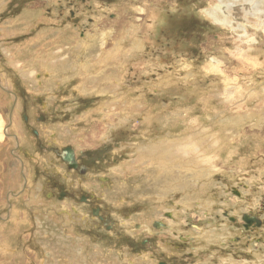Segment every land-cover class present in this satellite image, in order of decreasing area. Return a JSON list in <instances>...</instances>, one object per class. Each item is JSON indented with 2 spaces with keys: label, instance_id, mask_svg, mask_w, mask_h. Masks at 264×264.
Listing matches in <instances>:
<instances>
[{
  "label": "rangeland",
  "instance_id": "1",
  "mask_svg": "<svg viewBox=\"0 0 264 264\" xmlns=\"http://www.w3.org/2000/svg\"><path fill=\"white\" fill-rule=\"evenodd\" d=\"M70 3L0 0V264L172 263L160 239L142 248L131 226L167 212L194 239L188 262L264 264V240L222 245L232 229L215 219L262 213L264 0H96L81 4L80 30L59 20ZM24 114L46 119L31 126L42 147L30 152L37 165L25 163L40 176L27 181L6 135L27 153L37 139ZM68 146L96 172L58 164L74 197L46 200V164ZM87 192L123 234L79 203Z\"/></svg>",
  "mask_w": 264,
  "mask_h": 264
},
{
  "label": "flooded vegetation",
  "instance_id": "2",
  "mask_svg": "<svg viewBox=\"0 0 264 264\" xmlns=\"http://www.w3.org/2000/svg\"><path fill=\"white\" fill-rule=\"evenodd\" d=\"M92 1L96 0H71L70 7H60L59 9V20L64 21L65 17L66 20L64 22L66 23H71L72 26L76 29L80 30V26L82 23H85V21L82 19L81 15L82 12L85 14V10H80V6H86ZM75 2V3H74ZM68 10H70L68 12ZM89 25L92 24V20H89ZM86 28L83 27L82 30V36H84L83 31H85ZM1 59V58H0ZM3 60H0V62L3 64ZM0 72H3L6 74L3 70L4 68H1ZM6 70V69H5ZM2 74V73H1ZM15 90V88H14ZM6 95L12 97V106L9 111V114H11V117L13 116L14 111L16 110L17 107V100L20 99V104L22 99L20 98V94L15 92H11L9 90H5ZM43 102V100H42ZM24 119V125L31 131L32 137L37 139L35 143H31L26 149L27 153L22 150L24 148L25 144L24 142L20 139L19 137L16 136V134L12 133L9 137V134L6 133L7 135V140H11L14 143V147L11 149V154L15 157L17 166L21 167L20 170V177L22 181H27V176L26 174L30 172L33 169V174L36 176V173L40 176L39 170L35 166L34 168L31 169L30 165L28 164L29 168L26 166L27 161L35 163L37 165L38 162H35L36 156L31 154L30 152L32 150H37L38 148H41L42 142L40 141L41 139L39 138V130L36 128V126L31 127L32 125L40 124V123H45L46 119L43 115L37 117L35 116V121L32 122L30 119L29 115L24 114L23 115ZM37 120L39 123H37ZM31 127V128H29ZM19 142V143H18ZM21 148V149H20ZM35 152V151H34ZM33 152V153H34ZM74 151L70 146L65 147L62 149V152L58 154V156H55L54 158L51 159L50 162H47L46 164V175H47V184H48V189L49 191L45 193V199L49 200L50 194L51 198L50 201H57V202H64L66 200H69L70 198H73L74 195L69 193L72 191L71 188H67L62 184L60 181L61 179L65 180L66 176H63L60 172V169L57 168L58 164L65 166L71 174L70 176H73L74 174H80V175H87L91 172L95 173L97 168V164L95 166H92L90 168V161L91 158L88 156L90 154L82 153L79 154L75 151V154H73ZM86 154V155H85ZM33 157V159H32ZM89 158V159H88ZM103 161V159H100ZM26 161V163H25ZM58 161V162H57ZM105 161V160H104ZM22 163V164H21ZM89 163V164H88ZM50 164L49 167L47 165ZM72 164V165H71ZM35 169V172H34ZM22 172V174H21ZM89 172V173H88ZM25 173V174H24ZM61 176V177H59ZM25 186L26 182H24ZM25 188V187H24ZM21 190V189H20ZM227 190V189H226ZM50 192V193H49ZM235 193V191L233 192ZM239 193V192H237ZM78 194V193H77ZM237 196L240 197L239 194H236ZM79 203H82V205L86 208H90V213L92 214V218H95L98 222H101L102 225H104L105 229L108 232H114L116 230L117 235L123 234L122 230L118 231L116 229V221L110 219L109 217H106L107 215L102 212V209L96 204L97 198L93 192H87V194H79L78 196ZM238 206V205H236ZM239 207V206H238ZM261 214L259 215L258 213H246L244 212H235V211H229V209L221 210V213L218 216L215 217L216 220H219L220 218V223L217 225V231L219 229H232L231 232H228V237L226 236L224 239H221V244L222 245H228L231 243V245L238 246L239 249L243 245L244 248L245 246L249 245L250 242H258L261 243L264 240V201L261 204L260 207ZM72 212H74V209H72ZM162 220H155L153 221L149 227H146L142 222H137L134 225H131L134 227V231L136 232V235L140 233V235L143 236V238L139 241L142 248L147 245H149L152 240L156 238L160 239L159 245H157L158 249L160 250L159 252L162 255V258L166 257H174L175 255H166L168 252L167 251H162L160 247L164 250V247L167 246L168 249L172 250L171 254H175L176 252L185 254V258L183 260H179L183 262V264H194V262H188L192 257L194 258V252H195V244H194V239L193 238H188L186 234H174L169 235V232H172L171 225L167 223L164 220L172 221L174 218V215H172L170 212H167L163 214ZM222 222V223H221ZM141 224V225H140ZM216 224V223H215ZM224 226L223 228H221ZM170 226V227H168ZM143 227V228H142ZM240 228V229H239ZM142 229L144 231H142ZM149 230V231H148ZM157 230V231H156ZM151 231V232H150ZM166 231V232H165ZM150 232V234H149ZM149 234V235H148ZM154 235V236H153ZM159 235V236H158ZM187 237H185V236ZM162 236V237H161ZM125 237H128L125 235ZM187 238V239H186ZM157 239V240H158ZM187 241H186V240ZM263 243V242H262ZM179 245V246H178ZM183 248V249H182ZM187 249V250H186ZM166 253V254H165ZM188 258V259H187ZM175 259V258H173ZM171 261V260H170ZM176 259L172 261V263H169L167 261L160 262L159 264H175ZM178 264V263H176Z\"/></svg>",
  "mask_w": 264,
  "mask_h": 264
},
{
  "label": "bare ground",
  "instance_id": "3",
  "mask_svg": "<svg viewBox=\"0 0 264 264\" xmlns=\"http://www.w3.org/2000/svg\"><path fill=\"white\" fill-rule=\"evenodd\" d=\"M70 1V0H69ZM95 22V21H94ZM95 25H96V23H95ZM158 82V81H157ZM97 96H99V95H97ZM102 99H100V101H101ZM100 103V102H99ZM96 105V104H95ZM98 106V105H97ZM3 131V130H2ZM11 131L13 132V130L11 129ZM8 134V133H7ZM12 134V133H11ZM14 134V133H13ZM3 135H5V133H3ZM8 142V141H7ZM19 143V142H18ZM148 148V147H147ZM143 149V148H142ZM73 150V149H72ZM74 151V150H73ZM141 151V150H140ZM119 153V152H118ZM73 154H75V151H74V153ZM22 164V163H21ZM109 164V163H108ZM72 165V164H71ZM89 173V172H88ZM243 210V209H242ZM174 217H175V215H174ZM173 219V218H172ZM164 221H166V220H164ZM141 225V224H140ZM185 225V224H184ZM190 225V223L189 222H187V226L185 225V227H188ZM168 227H170V226H168ZM143 228V227H142ZM172 228V232H169V234H172V237L174 236V234H187V230L186 231H183L182 229H180V228H173V227H171ZM240 229V228H239ZM142 231H144L143 229H142ZM149 231V230H148ZM157 231V230H156ZM151 232V231H150ZM150 232H149V234H150ZM166 232V231H165ZM140 234V233H139ZM148 234V235H149ZM154 236V235H153ZM159 236V235H158ZM183 236H185V235H183ZM162 237V236H161ZM185 237H187V236H185ZM189 238H192V237H189ZM187 239V238H186ZM185 239V240H186ZM187 241V240H186ZM179 246V245H178ZM167 248V247H166ZM183 249V248H182ZM167 250V249H166ZM166 250H163V251H166ZM187 250V249H186ZM174 258V257H173ZM176 259V258H175ZM171 260H172V258H171ZM178 260V259H177Z\"/></svg>",
  "mask_w": 264,
  "mask_h": 264
},
{
  "label": "crops",
  "instance_id": "4",
  "mask_svg": "<svg viewBox=\"0 0 264 264\" xmlns=\"http://www.w3.org/2000/svg\"><path fill=\"white\" fill-rule=\"evenodd\" d=\"M90 4V3H89ZM92 5V6H91ZM89 7H92L93 8V4H90Z\"/></svg>",
  "mask_w": 264,
  "mask_h": 264
}]
</instances>
